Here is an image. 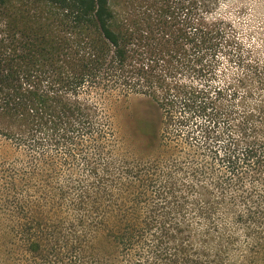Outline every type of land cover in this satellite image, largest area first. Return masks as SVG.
I'll use <instances>...</instances> for the list:
<instances>
[{"label": "trees", "instance_id": "1", "mask_svg": "<svg viewBox=\"0 0 264 264\" xmlns=\"http://www.w3.org/2000/svg\"><path fill=\"white\" fill-rule=\"evenodd\" d=\"M187 5L148 32L110 0H0V264H264V52L215 89L222 24ZM131 96L162 114L147 157L117 136Z\"/></svg>", "mask_w": 264, "mask_h": 264}, {"label": "rangeland", "instance_id": "2", "mask_svg": "<svg viewBox=\"0 0 264 264\" xmlns=\"http://www.w3.org/2000/svg\"><path fill=\"white\" fill-rule=\"evenodd\" d=\"M206 1L208 13L200 9V16H196V11H192L194 29H187L192 33L196 28L207 32L215 30L216 23L222 24L219 30L223 31V37L215 44H220V49L227 46V50L211 53L204 65L207 73L210 72L207 80L211 85L226 91V83L245 73L244 68L238 66V60L243 58L249 62L264 52V0ZM189 2L191 0H110L120 21L126 23L125 20L130 19L132 27L148 32L164 25L172 30L182 28L191 18L186 9ZM201 16L205 20L200 27L196 23ZM115 108L117 136L135 157H147L156 144L161 111L150 99L141 96H131Z\"/></svg>", "mask_w": 264, "mask_h": 264}]
</instances>
